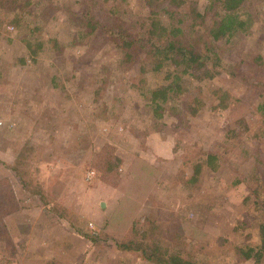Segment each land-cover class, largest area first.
Listing matches in <instances>:
<instances>
[{
  "label": "rangeland",
  "instance_id": "rangeland-1",
  "mask_svg": "<svg viewBox=\"0 0 264 264\" xmlns=\"http://www.w3.org/2000/svg\"><path fill=\"white\" fill-rule=\"evenodd\" d=\"M191 2L208 39L224 12L209 0L178 11ZM88 14L147 38L144 0H0V264H148L115 243L139 240L146 218L160 246L189 261L252 264L235 252L259 247L264 221V2L247 0L244 28L213 42L218 70L175 87L172 66L153 70L148 44L128 60L83 28ZM106 151L122 162L104 176L95 156ZM57 203L70 221L50 211Z\"/></svg>",
  "mask_w": 264,
  "mask_h": 264
},
{
  "label": "trees",
  "instance_id": "trees-1",
  "mask_svg": "<svg viewBox=\"0 0 264 264\" xmlns=\"http://www.w3.org/2000/svg\"><path fill=\"white\" fill-rule=\"evenodd\" d=\"M247 0H209L208 8L213 11L214 8L222 10L224 13L220 20L213 17L211 26L208 27V39L202 37V32L199 30V26L203 25L206 18L203 17L197 10L194 2L189 3L188 13L179 12V8L186 3V0H144V4L147 8V18L144 22L139 25L141 31H145L146 37L144 39H133L124 26L119 25L106 27L101 23L94 20L92 16L85 15L80 17V23L84 29L91 30L95 28L99 31L104 32L107 38L113 43V45L121 50H125L126 58L131 59L129 51H133V48H139L140 42L148 44L150 47L149 56L155 58L157 63L153 70L159 71L166 65L172 66L174 69L169 72L168 77L172 78L173 87L176 86L177 82L181 80L183 75H190L192 72H198L199 70L205 71L209 74L208 64L214 70H218L221 65V60L217 57H213L211 46L213 42L218 41L221 38L230 37L237 31V27L244 28L246 25L244 20L240 19L238 15L241 9L245 5ZM252 3L264 2V0H250ZM168 2L169 5L165 3ZM212 11V12H213ZM162 13L164 16L162 17ZM216 13H214L215 15ZM249 21V18H247ZM207 40V41H206ZM212 41V42H211ZM202 44L205 47L200 50L199 45ZM144 46V44H141ZM30 47V45L28 44ZM210 47V48H209ZM136 50H134L135 52ZM215 55V53H214ZM133 57V56H132ZM180 69V71H178ZM209 76V75H208ZM264 83H258L263 85ZM170 90V86L168 89ZM165 90L162 89L161 98H164ZM158 93H152L151 101L156 104ZM166 98L161 101L164 102ZM159 107V106H157ZM100 159L98 167L105 170H101L105 174L116 172L119 164L122 162L113 153L106 151L105 155L97 154L95 159ZM206 163L215 167L216 157L208 154ZM141 162L137 160V163ZM200 164V163H199ZM108 166L110 168H108ZM192 177L189 181L196 182L200 171L201 165H192ZM9 170H12L17 177L20 178V182L23 187L26 185L24 179L25 171L22 168L15 167L13 165L7 166ZM104 176L102 180L104 181ZM9 210H17L16 202L11 200L8 203ZM264 208V206H263ZM51 212L58 218L65 220L68 216V211L61 206L55 205L51 208ZM147 227L142 233L139 240H116V248L121 252H129L136 254L142 261L148 264H201L193 261H189L182 257L181 254L175 253L168 249L160 246V241L155 232V224L152 218H146L145 220ZM79 236L85 239L96 242L99 239L98 235L92 233L87 234L80 230H76ZM259 238L260 244L256 249H248L242 251L236 249L238 258L244 262L252 261V264H264V221L259 226Z\"/></svg>",
  "mask_w": 264,
  "mask_h": 264
},
{
  "label": "crops",
  "instance_id": "crops-1",
  "mask_svg": "<svg viewBox=\"0 0 264 264\" xmlns=\"http://www.w3.org/2000/svg\"><path fill=\"white\" fill-rule=\"evenodd\" d=\"M57 204H59V203H57ZM59 206H61V207L65 208V206H64V205H61V204H59ZM50 211H51V209H50ZM68 212H69V211H68ZM58 219L64 220V219H62V218H58ZM66 221H67V220H66Z\"/></svg>",
  "mask_w": 264,
  "mask_h": 264
}]
</instances>
